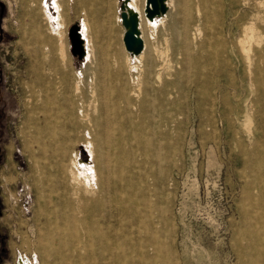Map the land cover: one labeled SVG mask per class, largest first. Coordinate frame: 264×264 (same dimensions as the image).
<instances>
[{"label":"rangeland","instance_id":"rangeland-1","mask_svg":"<svg viewBox=\"0 0 264 264\" xmlns=\"http://www.w3.org/2000/svg\"><path fill=\"white\" fill-rule=\"evenodd\" d=\"M119 1L58 0L56 9L53 0H0V264H16L18 253L34 255L37 264H92L77 260L89 254V247L60 244L57 228L69 229L63 222L67 212L57 189L51 191L74 165H93L86 149L89 137L67 126L48 130L40 137L39 153L36 146L25 147L23 126L27 115L37 112L28 86L35 80L34 71L47 69L48 61L41 63L39 58L59 53L58 15L61 30L65 29L64 67L69 73L87 70L81 82L92 87L129 83L139 63L123 47ZM257 2L264 4V0H172L186 34L176 38L165 16L143 35L153 44L165 75L185 67L186 53L207 61L215 49L223 63L203 92L207 97L201 105L203 116L189 102L186 118H181L183 131L171 137L168 264H259L253 247L249 263L248 237L249 223L253 236L264 211V131L258 114L252 112L250 65L237 45L251 23L263 27L264 8ZM77 22L90 40L87 62L70 53L67 33ZM183 42L188 45L186 53ZM192 66L196 67L194 61ZM146 182L152 183L150 178ZM91 184L95 187L94 181ZM71 209L73 218L82 216L77 206Z\"/></svg>","mask_w":264,"mask_h":264},{"label":"bare ground","instance_id":"bare-ground-1","mask_svg":"<svg viewBox=\"0 0 264 264\" xmlns=\"http://www.w3.org/2000/svg\"><path fill=\"white\" fill-rule=\"evenodd\" d=\"M53 4L57 9L58 0H53ZM129 4L139 15L143 50L133 57L139 63L135 75L121 86L84 85L80 76L87 70L71 74L65 69V29L61 30L60 16H57L55 46L59 53L39 58L41 63L48 61L47 69L41 66L40 71H34L35 80L28 86L37 112L28 114L25 120V147L36 146L40 153L43 148L40 137L58 127L67 126L89 137L86 149L93 165L89 168L74 165L68 177L51 190L57 189V198L67 212V220L63 222L69 229L56 227L60 231V244L72 247L81 243L90 249L86 257H77L79 262L168 264L172 231L167 220L170 211L167 186L172 181L169 176L173 154L171 137L183 131L181 118H186L189 102H194L197 114L202 115L208 79L219 74L223 63L216 58L215 49L207 61L191 57L186 53L188 45L183 42L185 67L165 75L164 64L158 61L153 44L143 39V35L165 16L170 19L176 38L182 32L186 34L185 28L181 31L179 25L180 13L173 12L172 0H167L166 14L150 22L144 18V0H130ZM257 5L264 8L261 2ZM46 17L51 20L49 14ZM261 22L263 27L251 23L245 28L237 45L250 65L252 112L258 114L264 131V16ZM196 31L201 33L198 27ZM81 34L86 41L83 61L87 62L91 58L90 40L83 24ZM193 61L196 67L192 66ZM171 75L174 80L167 78ZM30 153L33 157L31 150ZM144 165H148V171ZM147 178L152 183L146 182ZM71 206H77L82 216L73 218Z\"/></svg>","mask_w":264,"mask_h":264},{"label":"water","instance_id":"water-1","mask_svg":"<svg viewBox=\"0 0 264 264\" xmlns=\"http://www.w3.org/2000/svg\"><path fill=\"white\" fill-rule=\"evenodd\" d=\"M130 0H120L118 15L120 24L123 27L122 43L125 51L130 58L139 55L143 50V41L139 29V15L137 11L129 4ZM168 10L167 0H145L144 16L153 22L166 14ZM68 39L70 42V53L73 57L82 61L86 55V41L81 34V23L77 22L68 29ZM16 264H37L34 255L28 257L18 253L16 255Z\"/></svg>","mask_w":264,"mask_h":264},{"label":"crops","instance_id":"crops-1","mask_svg":"<svg viewBox=\"0 0 264 264\" xmlns=\"http://www.w3.org/2000/svg\"><path fill=\"white\" fill-rule=\"evenodd\" d=\"M258 227L254 225V232L252 236V225L249 223V237H248V250H249V263L252 259V247L254 248V259L258 257V263L264 264V211L259 216ZM256 250L258 252H256Z\"/></svg>","mask_w":264,"mask_h":264},{"label":"flooded vegetation","instance_id":"flooded-vegetation-1","mask_svg":"<svg viewBox=\"0 0 264 264\" xmlns=\"http://www.w3.org/2000/svg\"><path fill=\"white\" fill-rule=\"evenodd\" d=\"M0 243H1V240H0Z\"/></svg>","mask_w":264,"mask_h":264}]
</instances>
